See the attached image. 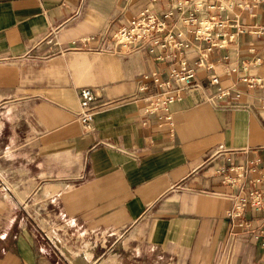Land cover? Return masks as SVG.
I'll use <instances>...</instances> for the list:
<instances>
[{
    "label": "crops",
    "instance_id": "crops-1",
    "mask_svg": "<svg viewBox=\"0 0 264 264\" xmlns=\"http://www.w3.org/2000/svg\"><path fill=\"white\" fill-rule=\"evenodd\" d=\"M205 3L192 30L212 14L223 26L182 36L199 87L150 110L161 89L143 76L174 61L113 35L171 0H0V264H264V212L227 216L264 192V0ZM165 20L184 30L177 11Z\"/></svg>",
    "mask_w": 264,
    "mask_h": 264
},
{
    "label": "built area",
    "instance_id": "built-area-1",
    "mask_svg": "<svg viewBox=\"0 0 264 264\" xmlns=\"http://www.w3.org/2000/svg\"><path fill=\"white\" fill-rule=\"evenodd\" d=\"M171 9L164 13V16H159L151 7L145 8L143 11L135 15L127 24L120 27L113 35L115 43L124 50H129L133 45L139 44L149 50L158 47L164 52V55L158 56L159 60L170 58L174 61L169 68V74L166 79H163L159 72L154 71L151 75L143 76L142 90L149 87V83L155 84L161 90L157 92L151 103L150 110L158 107L167 108V104L182 97V91L188 88H198L199 83H195L196 68L190 65L188 56L184 50L190 47V43L183 38L184 32H194L195 38L203 41H210V35L216 26H223L224 22L215 14L210 15L205 19L198 21L200 25L192 30L195 25V20L198 14L207 12L209 9L217 8L214 4L206 5L205 0H171ZM174 11L178 12V19L184 26V30L176 31L172 26L166 22L165 18L173 15ZM237 26V25H236ZM237 32L244 31L240 26H237ZM264 27H258L253 32L260 34ZM233 34H229V40L233 39ZM219 36V33L216 34ZM224 41L220 44L211 42V46H222ZM166 50V51H165ZM197 67L209 68L205 64L204 57H200L196 63ZM246 82L257 85L262 83L260 78L245 79ZM218 77L213 74L210 77L209 83L218 84ZM175 84V86H174ZM220 93H223L221 91ZM96 97L95 92L90 87H82L79 91V109L77 117L81 123L89 126L93 119V111L90 109L92 100ZM235 177H231L226 182L228 184L236 183L240 178L246 175L247 167L236 166L234 168ZM252 208L264 212V192L259 190H252L248 196L239 197L235 204L228 210L227 216L239 220L241 226L248 225V222L243 218L247 205ZM257 236H263L264 245V221L261 228L256 232Z\"/></svg>",
    "mask_w": 264,
    "mask_h": 264
}]
</instances>
